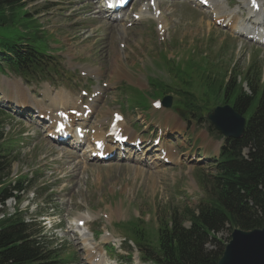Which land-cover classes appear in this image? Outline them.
<instances>
[{
	"label": "rangeland",
	"instance_id": "1",
	"mask_svg": "<svg viewBox=\"0 0 264 264\" xmlns=\"http://www.w3.org/2000/svg\"><path fill=\"white\" fill-rule=\"evenodd\" d=\"M157 1L160 3L159 10L164 12L161 24L164 28L163 36L158 34V23L154 17L152 19L146 15L141 20L133 18L142 4L152 7L149 0H135L116 22L105 21L104 17L108 15L97 10L96 0H22L25 4L24 11L29 14V18L37 19V22L29 23L28 29L24 30L27 35L23 41L45 56L57 57L54 62L60 64V71L63 68L68 75L61 81L51 76L48 81L43 82L42 78L37 83H26L3 68L4 75L0 74V106L5 108L4 111L8 115L4 133L5 138L18 147L16 152L19 154L18 158L12 156L16 162L10 169V178L12 181L19 178H26L28 181L24 183L26 191L19 195L20 203L9 199L0 209L4 214H9L18 205V209L27 214L26 217V214L23 215L24 219H28L29 215L36 216L37 220L49 216L55 224L61 222L53 229H46V235L53 247L60 248L62 256H73L70 264H88L89 259L87 250L85 251L86 246L82 244L78 233L66 234L70 228H75L74 222L79 217H87V221H83L89 231L96 235V247L100 250H103L104 246L111 247L108 244H113L109 241L112 237H105L106 232L114 238L126 240L120 249L115 250L112 257H108V264H148L139 260L136 248L129 242V237L124 229H121L120 223L139 218L146 222L145 228L154 230L172 213V209H195L199 202L206 199L202 179L206 180L205 175L212 172L210 166L214 163L211 161L218 156L222 140L212 138L206 126L196 123V117L189 115L185 120L177 117L174 110L178 108L177 104H174L172 110L153 109L152 104L157 99L151 100L147 90L149 71H154L157 66L168 72L170 68H175L174 62L177 60L180 75H189L193 69H189L190 66L197 61L199 65L206 64V72L203 75L208 74L209 78L215 75L216 79L221 80L230 72L231 78L235 79L232 80L235 85L242 83L241 79L249 65L256 63L255 69L259 65L262 68L258 91L264 85V48L239 35H232L224 25H217L207 8L200 7L199 4L195 7L189 0ZM223 1L224 6H228L226 10L239 7L238 0ZM261 1L264 3V0ZM241 12L246 17L244 10ZM16 35V29L0 26V46L4 40ZM87 52L88 54L82 57ZM75 57L76 61L99 69L86 75L95 78L96 82L82 79L77 76L78 73H69L71 68L75 67L67 66L75 63ZM165 59L169 60V63ZM187 59L190 61L184 68L183 62ZM115 62H118L121 68L117 72H113V69H116ZM210 69L214 73L210 72ZM160 75L164 76L161 73ZM198 75L200 74H192L191 88L195 95L201 98L204 91L200 83H196ZM174 80L177 86L180 85L179 79ZM18 81L26 90L25 93L21 88L13 86V83ZM59 82L66 88L83 85L90 95L94 90L93 85H105L100 100L98 98V101H93L95 114L90 117L89 122L93 124L100 120L102 123L104 119L105 123L101 128L102 131H107L111 113H119L123 115L126 126L139 134L140 139L148 141V145H151L149 148H154H139L138 151L132 152L130 160L119 157L112 163H97L88 161L92 145L89 140L84 139V145L78 150L80 153L70 149L67 153L73 156L67 158L65 150L58 149L70 147L49 143L45 139V131L42 132L46 127L37 124L33 119H23L22 108L14 104L16 101L20 103L17 97L23 100L30 93L32 96H27L24 105H32L33 102H38L37 94L41 96L43 91L47 90L45 86L53 90V87L60 85ZM111 83L116 86L110 87ZM118 87L117 91H113ZM243 91L251 95L249 88L244 84ZM166 95H172L176 102L175 95ZM207 99V102L203 103L208 105L211 112L221 100V95L215 100L211 93ZM255 105L253 104V107ZM142 115L147 120L151 118L150 122L148 123ZM244 118L247 119L248 114ZM147 125L149 127L144 132L139 127ZM166 127L170 128L171 133L162 137L157 147L153 146L152 140L161 135L158 130ZM209 143L213 146L209 147ZM177 146L186 149H181L179 154ZM159 147H163V151L170 147L171 153L175 151L181 155L179 162L163 161L161 165L162 154L159 155ZM168 152L164 154L165 157H168ZM242 155H246L245 150ZM157 156L159 161H155ZM174 157L178 158L176 154ZM198 157L201 158L197 162ZM35 172L39 175L35 176ZM33 195L34 200L31 199ZM31 230L37 232V226H33ZM86 230L84 228V231ZM230 233L223 230L216 235H210L209 240L216 237L218 241L227 244ZM54 235L60 237L53 240ZM103 237L108 241L102 242ZM206 248L212 249V246L207 245Z\"/></svg>",
	"mask_w": 264,
	"mask_h": 264
},
{
	"label": "trees",
	"instance_id": "2",
	"mask_svg": "<svg viewBox=\"0 0 264 264\" xmlns=\"http://www.w3.org/2000/svg\"><path fill=\"white\" fill-rule=\"evenodd\" d=\"M24 7L22 0H0V26L17 30V35L4 40L0 47V69L29 80L41 75L44 67L48 66L45 63L48 56L23 41L28 24L37 22L36 18H29ZM260 79V70L251 64L240 84L234 85L232 80L235 79L230 77L225 83L213 85L210 89L208 85L205 86L209 93L222 92V104H229L237 114H248L247 123L241 138L223 139L220 156L214 161L212 172L205 175L206 180H203L206 199L199 202L195 209L183 207L170 213L154 231V247L149 237L151 233L145 232L139 225L130 224L131 227H128L127 231L139 238L140 250L157 264H217L225 245L216 237L209 240L210 235L223 230L250 232L262 228L264 85L258 91ZM243 83L249 88L250 96L243 91ZM153 87L157 94L165 93L166 87L163 85ZM182 94L189 97L184 107H191L194 98L188 93ZM253 104H256L255 107ZM6 118L5 111L0 108V204L14 197L13 191L22 190L20 182L12 189L9 188L11 184L5 183L11 163L15 160L12 157V142L5 141L2 134L1 127ZM208 132L215 138H221L210 126ZM244 150L245 156L242 155ZM185 223H189V227H184ZM32 236L30 224H26L20 214L3 215L0 218V264H61L53 251L37 246ZM207 245L212 249L206 248Z\"/></svg>",
	"mask_w": 264,
	"mask_h": 264
},
{
	"label": "bare ground",
	"instance_id": "3",
	"mask_svg": "<svg viewBox=\"0 0 264 264\" xmlns=\"http://www.w3.org/2000/svg\"><path fill=\"white\" fill-rule=\"evenodd\" d=\"M92 1H94V0H92ZM96 1L98 2L99 0H96ZM116 1H119V0H116ZM152 1H154L153 8H151L149 6L146 7L145 5L142 4L140 6V10L138 11V14H136L135 16L139 20L144 19L146 15L149 16V18H152V19L155 18L157 23L159 24V32L162 35V34H164V30H163L164 28H162L163 26H161V24H163L162 22H163V13L164 12L161 13L162 10L161 11L159 10L160 9L159 8L160 3L157 0H152ZM189 1L194 3L195 6H197L199 4V2H201V0H189ZM202 1L207 2V4H208L207 10H208L210 16L213 17V21L215 23H218V24L222 23L221 25L224 24L230 30L232 35H239V36L243 37V39L249 40V41H251V43H254L257 46L264 48V3L261 0H238L237 3L239 5V7L234 9V10L233 9L232 10H230V9L226 10V6H224L223 0H202ZM255 5H257V7H258L257 10L254 9ZM104 6H105V4H101V6H99V9L102 10V8H104ZM127 7H129V5ZM151 9H153V11ZM241 10H244V14H246V17L242 14ZM166 14H168V13H166ZM113 17L116 18V16H113ZM107 20L110 21V18H108ZM111 21H113V20H111ZM120 29L123 30V28H121V27H120ZM117 63L118 62L114 63L116 66L115 67L116 69H113V72L114 71L117 72L118 70L121 69ZM13 86L21 88L24 93L26 92V90H24L23 86L21 85L20 81L14 82ZM98 95H100V93ZM65 96H66V93L61 90L60 92L56 93V96L54 98H51V100L56 102V106H62L66 102ZM98 98H99V96L98 97L93 96L91 98V101H94V100L97 101L96 99H98ZM93 105L94 104L92 103L91 107L89 108L90 114L93 112V110L95 111V107ZM37 110H40V107H37ZM114 114H115V112L111 113L110 124L114 121V116H115ZM65 130L68 131L67 128ZM109 132L117 133V136H115V137L128 136V140H130L131 142H135V140H137V138H134V140L131 139L134 137L135 134L132 133L130 128H128L126 126L125 119L121 120V122H115V126L113 128H109L107 130V132H102L101 130L97 129V130L93 131L90 138H91L92 142L100 143L101 148L99 150H93L92 149L91 151L94 152L95 154L91 155L90 159L92 158V156L96 157L98 155V153L107 154V153L113 152V150H114L113 148L105 145V142L108 141V140H106V137L108 136ZM160 134L161 135H159L158 138L161 139L162 137L169 135V132L161 131ZM72 135H74V133H72ZM78 142H79L78 144L76 142H73L71 144H72V146H77V145H80L82 143L81 141H78ZM208 145H210L209 147L213 146L211 143H209ZM93 146H94V144H93ZM159 148L161 150H163L162 149L163 147H159ZM110 149H112V150H110ZM146 149L148 150L149 148H146ZM169 149H170V147H167L164 150V152H161L162 155L159 154L162 157L160 160L164 161L167 159L168 161L179 162L178 161L179 155L177 153H171L172 149H170V150ZM166 152H168V157L164 156V154ZM175 154L178 158L174 157ZM66 155H68V157H70L72 154L67 153ZM157 157H158V159L155 161H159V156H157ZM196 160L198 162L200 160V158H198ZM162 164H163V162L161 163V165ZM156 167H157V165H156ZM86 218L87 217L77 218L76 224L79 221H83V220L87 221ZM74 230H75L74 233H78V236L81 238L82 244H84V246H86L85 251L87 250V253H88L87 258H89L88 259L89 263L90 264H108L107 257L104 255V252L96 247L98 245V243H96L94 241L92 233L89 232L88 229L86 231H84V226H83V229H81L79 227H75ZM110 236L111 235L106 232L105 237H110ZM105 237L102 238V242H105V240H108ZM112 239H113V237H112ZM97 249H99L100 253H98Z\"/></svg>",
	"mask_w": 264,
	"mask_h": 264
},
{
	"label": "water",
	"instance_id": "4",
	"mask_svg": "<svg viewBox=\"0 0 264 264\" xmlns=\"http://www.w3.org/2000/svg\"><path fill=\"white\" fill-rule=\"evenodd\" d=\"M162 103L169 106L168 99ZM208 118L223 137H242L245 121L229 106L216 108ZM217 264H264V223L261 229L250 232L234 230Z\"/></svg>",
	"mask_w": 264,
	"mask_h": 264
}]
</instances>
